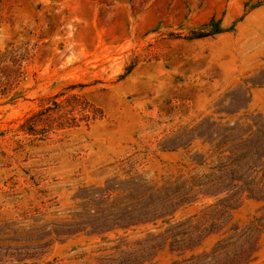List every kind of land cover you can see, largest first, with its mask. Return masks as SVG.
Masks as SVG:
<instances>
[{
    "label": "rangeland",
    "instance_id": "rangeland-1",
    "mask_svg": "<svg viewBox=\"0 0 264 264\" xmlns=\"http://www.w3.org/2000/svg\"><path fill=\"white\" fill-rule=\"evenodd\" d=\"M0 264H264V0H0Z\"/></svg>",
    "mask_w": 264,
    "mask_h": 264
}]
</instances>
